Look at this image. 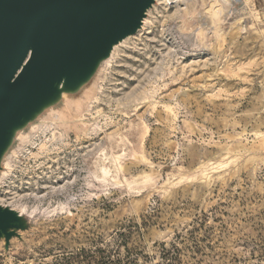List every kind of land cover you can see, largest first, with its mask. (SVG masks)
<instances>
[{
  "label": "rangeland",
  "instance_id": "374dc122",
  "mask_svg": "<svg viewBox=\"0 0 264 264\" xmlns=\"http://www.w3.org/2000/svg\"><path fill=\"white\" fill-rule=\"evenodd\" d=\"M164 1L18 134L0 204L31 227L0 264L118 242L139 264H264V0Z\"/></svg>",
  "mask_w": 264,
  "mask_h": 264
},
{
  "label": "water",
  "instance_id": "95a60500",
  "mask_svg": "<svg viewBox=\"0 0 264 264\" xmlns=\"http://www.w3.org/2000/svg\"><path fill=\"white\" fill-rule=\"evenodd\" d=\"M156 0H0V173L18 134L80 93ZM0 204V242L30 230Z\"/></svg>",
  "mask_w": 264,
  "mask_h": 264
},
{
  "label": "trees",
  "instance_id": "16d2710c",
  "mask_svg": "<svg viewBox=\"0 0 264 264\" xmlns=\"http://www.w3.org/2000/svg\"><path fill=\"white\" fill-rule=\"evenodd\" d=\"M125 246L124 243H117L111 248H98L94 252L82 249L76 254H70L53 264H139V259L136 255L121 253V247ZM174 249V247H173ZM178 250V249H177ZM164 252V251H163ZM161 264H177L175 255L165 251Z\"/></svg>",
  "mask_w": 264,
  "mask_h": 264
},
{
  "label": "bare ground",
  "instance_id": "6f19581e",
  "mask_svg": "<svg viewBox=\"0 0 264 264\" xmlns=\"http://www.w3.org/2000/svg\"><path fill=\"white\" fill-rule=\"evenodd\" d=\"M169 1H173V0H165L164 3H165V2H169ZM217 1L219 2V0H217ZM225 1H226V0H225ZM218 2H216V3H218ZM219 5H222V4H219ZM216 6H217V5H216ZM218 7H219V6H217V8H218ZM215 8H216V7H215ZM220 8H221V7H220ZM220 8H219L218 10H215V11L212 10V12H216V13H217V12H220V11H221ZM212 9H214V8H212ZM84 95L89 96V95H90V91H86V90H84ZM145 125H146V124H145Z\"/></svg>",
  "mask_w": 264,
  "mask_h": 264
}]
</instances>
